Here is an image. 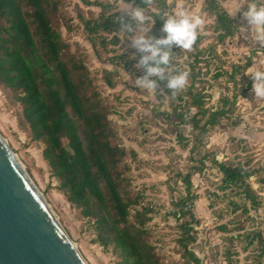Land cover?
<instances>
[{
	"label": "rangeland",
	"instance_id": "rangeland-1",
	"mask_svg": "<svg viewBox=\"0 0 264 264\" xmlns=\"http://www.w3.org/2000/svg\"><path fill=\"white\" fill-rule=\"evenodd\" d=\"M61 1L62 36L84 56L109 106L114 141L125 150L130 167V190L142 198L139 209L149 210L147 229L162 264H189L181 239L193 240L188 248L201 264H264V0H217L237 27L223 43L206 0H167L163 18L201 35L197 50L165 39L167 29L154 19L156 3L142 9L123 0ZM114 12L135 23L101 31L98 57L79 14L96 18ZM163 63L167 66L159 70ZM105 70L113 73L114 88L107 85ZM197 92L205 96L209 111L222 109L228 98L227 117L207 133L180 117L197 112L190 99ZM19 115L18 105L0 87V135L10 150L85 262L118 264L113 251L97 242L93 223L60 191L43 158L44 144L31 139ZM214 161L247 168L256 203L242 188L227 186ZM189 172L195 223L184 233L181 226L192 221L180 217L176 202L187 194L183 178Z\"/></svg>",
	"mask_w": 264,
	"mask_h": 264
},
{
	"label": "trees",
	"instance_id": "trees-1",
	"mask_svg": "<svg viewBox=\"0 0 264 264\" xmlns=\"http://www.w3.org/2000/svg\"><path fill=\"white\" fill-rule=\"evenodd\" d=\"M123 1L142 9L156 3L158 12L154 19L158 26L167 29L165 39L198 49L201 35L163 18L167 0ZM206 2L208 10L215 14L217 39L223 43L236 34L235 20L217 0ZM79 17L98 57H101L98 48L101 31L135 23L123 18L121 12L96 18H86L80 13ZM64 19L61 0H0V87L18 105L20 125L33 141L44 144L43 158L60 191L93 223L100 246L111 249L118 264H162V256L147 229L149 210L139 209L142 198L130 190V167L125 161V150L114 141L116 130L109 118V106L101 97L84 56L75 54L62 36L60 27ZM100 44L103 47L107 44L105 38ZM197 58L196 54V61ZM166 66L163 63L158 69ZM198 74H192L193 81ZM104 77L110 88L116 86L112 72L105 70ZM204 97L200 92L191 93V103L197 112L186 120L180 115L183 123L199 133H207L229 113L225 110L228 98L222 109L209 111ZM214 163L227 186L242 188L245 197L256 203L247 182L250 178L247 168L228 162ZM183 183L187 194L176 202V207L180 217L192 221L181 226L188 233L195 223L190 172ZM190 242L193 240L179 241L188 263L201 264L200 258L189 250Z\"/></svg>",
	"mask_w": 264,
	"mask_h": 264
},
{
	"label": "water",
	"instance_id": "water-1",
	"mask_svg": "<svg viewBox=\"0 0 264 264\" xmlns=\"http://www.w3.org/2000/svg\"><path fill=\"white\" fill-rule=\"evenodd\" d=\"M0 135V264H87Z\"/></svg>",
	"mask_w": 264,
	"mask_h": 264
},
{
	"label": "bare ground",
	"instance_id": "bare-ground-1",
	"mask_svg": "<svg viewBox=\"0 0 264 264\" xmlns=\"http://www.w3.org/2000/svg\"><path fill=\"white\" fill-rule=\"evenodd\" d=\"M14 157L16 158V161H17V163L19 164V166L21 167V169L25 172V169H24L23 165L19 162L18 158H17L15 155H14ZM30 181H31V180H30ZM46 203H47V202H46ZM47 208H48V210L50 211V213L52 214V216L54 217V219L57 220V217H56V215L53 213V211L51 210L49 204H48Z\"/></svg>",
	"mask_w": 264,
	"mask_h": 264
}]
</instances>
